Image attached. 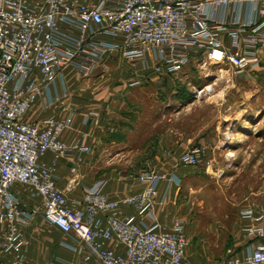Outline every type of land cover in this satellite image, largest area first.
Returning a JSON list of instances; mask_svg holds the SVG:
<instances>
[{"label": "built area", "instance_id": "1", "mask_svg": "<svg viewBox=\"0 0 264 264\" xmlns=\"http://www.w3.org/2000/svg\"><path fill=\"white\" fill-rule=\"evenodd\" d=\"M245 3L253 6L254 18L242 19ZM199 53L205 54L202 67L216 66L220 73L225 66L234 76L259 67L264 59V0H0V264L9 256L14 264L25 263L24 229L35 218L15 186L41 198L44 220L71 237L62 246L80 264H192L184 222L166 228L157 220L159 185L174 182L172 176L143 172L138 175L143 190L120 200L104 195L101 183L86 187L81 202L70 200L55 185L53 169L41 160L50 151L66 157L87 150L79 141L61 140L73 114L42 123L22 118L40 96L48 106L68 97L67 70L89 79L117 54L134 72L178 74ZM225 79L217 76L211 84L194 87L193 98L218 96L217 82ZM58 80L62 94L53 92ZM202 154L201 149L187 151L180 163L197 167ZM71 171L76 174L77 168ZM127 208L134 213H126ZM241 215L250 222L245 233L251 243L243 257L221 264H264V210L246 209ZM110 243L125 252L117 253ZM50 264L78 263L55 259Z\"/></svg>", "mask_w": 264, "mask_h": 264}, {"label": "crops", "instance_id": "2", "mask_svg": "<svg viewBox=\"0 0 264 264\" xmlns=\"http://www.w3.org/2000/svg\"><path fill=\"white\" fill-rule=\"evenodd\" d=\"M241 15L243 20L254 18L253 6L245 3ZM220 38L228 44L226 34ZM204 56L199 53L192 61H201ZM184 70L169 74L155 69L134 72L100 68L89 79H79L67 70L69 95L63 102L48 106L42 96L38 97L22 121L42 123L51 116L66 118L73 114V124L62 134L61 140L67 144L79 141L87 149L74 150L66 157H58L50 151L41 160L53 169L55 185L70 200L81 202L84 189L96 183L103 185L102 193L110 200L139 194L143 186L138 175L156 171L174 178L171 184L166 180L160 183L155 203L158 222L162 227L171 228L179 221L185 222L186 216L179 218L181 206L189 197L203 193L204 181L221 186V183L231 182L235 176L229 174L237 171L264 170L260 161L246 165L251 158H264V59L249 74L234 76L229 66L223 68L234 84L232 89L241 92L240 86L245 84L253 88L250 92L253 99L239 106L236 116L231 112L233 106H226V102L198 101L194 100L191 90L183 93L180 82L188 79ZM224 91L222 98L226 96ZM53 92L63 93L59 80ZM194 149L203 151L200 165L183 166L180 157ZM73 167L77 168L76 174L71 171ZM73 181L77 184L70 189ZM13 190L28 209L35 210L33 223L24 229L28 240L23 250L24 264H50L55 259L80 264V258L62 246L64 242L71 243V237L44 220L41 198L24 186H15ZM214 192L221 198L224 194L220 189ZM262 193L264 191L251 194ZM225 199L228 201L226 194ZM262 205L260 211L264 210V202ZM125 211L134 213L133 208ZM249 224L243 219L227 229L225 235L234 240L225 244L224 258L245 255L251 243L245 233ZM109 247L117 253L125 252L123 246L114 243ZM194 257L189 240L187 258L192 264L214 262L211 257L202 261ZM14 262L13 256H9L4 264Z\"/></svg>", "mask_w": 264, "mask_h": 264}, {"label": "rangeland", "instance_id": "3", "mask_svg": "<svg viewBox=\"0 0 264 264\" xmlns=\"http://www.w3.org/2000/svg\"><path fill=\"white\" fill-rule=\"evenodd\" d=\"M200 64L201 61H191L189 66L185 69L186 71L184 70L187 72L188 79H184V83L180 82L182 85L181 87H184L183 93L186 94L188 90L193 92V88L200 85L203 87L211 84L217 76H225V78L228 76L227 73H220V69L216 67H200ZM102 69L125 70L130 69V66L126 60L116 54L105 62ZM87 85L90 86L89 83ZM233 85L234 84L228 77L223 81L217 82L216 90L219 93V97L213 95L211 98H206L202 101L219 102L221 100L226 102V106H233L231 112L236 116L237 111L240 109L239 106L253 99L250 97V92L253 88L245 84L240 86L241 89L239 90H241V92H238L236 89L231 88ZM242 90L246 91L248 94H244ZM223 91L226 94L224 98H222ZM234 106H237L236 109ZM239 159L242 160V158ZM257 161H260V166L264 164V158L259 157L251 158L246 165H255ZM232 175L235 176V178L231 182L221 183V186H218L215 182L207 181V183L204 181L203 187L205 186L206 189L204 188L203 193H200L198 196L189 197L181 206L183 210L179 218H184L186 216L184 224L190 240L192 254L195 255L194 260L199 259L202 261L211 257L210 259L214 260L213 264L226 262L229 258H224V246L233 241L234 238L227 233V235H225V232L227 229L232 228L234 224H239L240 221H243L241 215L243 210L252 209L259 212L260 208L263 206L264 193L257 196H253L251 193L264 191V170L260 169L256 171L254 169H244L234 174H229V176ZM217 189L224 192L222 198L215 195L216 193L214 191ZM225 194L228 201L225 199ZM246 198H249V200L243 202ZM253 199L254 202L252 201ZM227 214L230 216L229 218L226 217ZM215 233V237L212 236ZM202 264L206 263L202 262Z\"/></svg>", "mask_w": 264, "mask_h": 264}, {"label": "water", "instance_id": "4", "mask_svg": "<svg viewBox=\"0 0 264 264\" xmlns=\"http://www.w3.org/2000/svg\"><path fill=\"white\" fill-rule=\"evenodd\" d=\"M241 75H244V74H241ZM248 77V76H247Z\"/></svg>", "mask_w": 264, "mask_h": 264}]
</instances>
